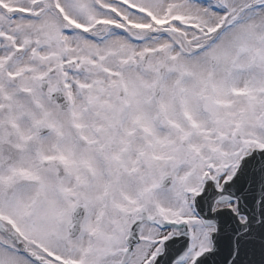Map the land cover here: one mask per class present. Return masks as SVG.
<instances>
[{"label":"snow or ice","instance_id":"snow-or-ice-1","mask_svg":"<svg viewBox=\"0 0 264 264\" xmlns=\"http://www.w3.org/2000/svg\"><path fill=\"white\" fill-rule=\"evenodd\" d=\"M0 264H264V0H0Z\"/></svg>","mask_w":264,"mask_h":264}]
</instances>
